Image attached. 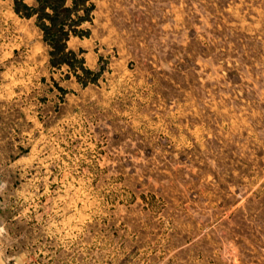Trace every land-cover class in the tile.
Wrapping results in <instances>:
<instances>
[{"label":"rangeland","instance_id":"1","mask_svg":"<svg viewBox=\"0 0 264 264\" xmlns=\"http://www.w3.org/2000/svg\"><path fill=\"white\" fill-rule=\"evenodd\" d=\"M92 1L79 80L0 0V248L264 264V0Z\"/></svg>","mask_w":264,"mask_h":264},{"label":"trees","instance_id":"2","mask_svg":"<svg viewBox=\"0 0 264 264\" xmlns=\"http://www.w3.org/2000/svg\"><path fill=\"white\" fill-rule=\"evenodd\" d=\"M14 11L21 18L33 19L48 47L52 67L68 66L79 80L92 72L85 66V58L68 46L71 38H89L96 5L92 0H13Z\"/></svg>","mask_w":264,"mask_h":264},{"label":"crops","instance_id":"3","mask_svg":"<svg viewBox=\"0 0 264 264\" xmlns=\"http://www.w3.org/2000/svg\"><path fill=\"white\" fill-rule=\"evenodd\" d=\"M2 198L0 196V208L2 204ZM28 256H11L0 248V264H31Z\"/></svg>","mask_w":264,"mask_h":264}]
</instances>
